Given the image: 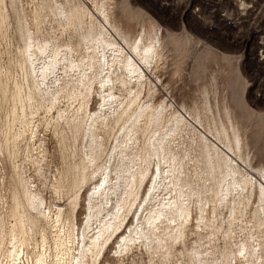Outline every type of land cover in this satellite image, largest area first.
Masks as SVG:
<instances>
[{"label":"bare ground","instance_id":"bare-ground-1","mask_svg":"<svg viewBox=\"0 0 264 264\" xmlns=\"http://www.w3.org/2000/svg\"><path fill=\"white\" fill-rule=\"evenodd\" d=\"M9 1L23 41L10 139L14 160H20L13 164L19 211L0 264L97 263L136 205L134 222L115 248L120 260L141 249L152 260L172 264V249L184 232H207L208 243L214 244L220 235H236L241 228L249 239L236 243V251L220 258L215 246L208 250L194 244L198 247L176 264H264V168L252 165L231 110H223L220 100L213 103L207 91L202 110L183 105L185 114L178 111L173 119L167 117L169 101L139 102L150 85L147 72L163 60L158 34L142 31L133 38L124 33L112 23L105 0L95 2L97 14L82 0H32L33 23L25 0ZM43 131L58 142L57 173H47L49 162L40 165L48 152ZM27 165L42 187L67 198L66 208L50 206L40 184L32 188ZM95 179L80 227L77 198ZM148 179L152 185L140 199L139 189ZM249 207L253 220L247 224ZM226 209L230 220H220Z\"/></svg>","mask_w":264,"mask_h":264},{"label":"rangeland","instance_id":"rangeland-1","mask_svg":"<svg viewBox=\"0 0 264 264\" xmlns=\"http://www.w3.org/2000/svg\"><path fill=\"white\" fill-rule=\"evenodd\" d=\"M40 1H37V4L41 3ZM96 1L100 0H82L91 12L97 14L94 7ZM105 2L112 23L124 33L136 38L142 31H146L148 34H158L162 39L163 60L153 72H147L150 85L141 94L139 102L143 103L151 97L155 99L154 102L157 105L169 101L173 106L167 117L173 119L178 115V111L185 114L183 105H187L190 110L195 108L202 110L204 94L207 91L213 103L215 99L220 100L223 110L227 108L231 110L248 147L246 152H250L253 158L252 165L256 168H264V0H105ZM25 6L27 19L33 23L35 15L32 0H25ZM100 18L118 40L123 42L103 17L100 16ZM16 22L18 20L10 1L0 0V72L2 73H0V236L2 242L0 256L6 251L7 233L14 221V215H17L19 211V192L16 176L13 173V164L16 159L14 160L10 142L15 133L13 128L16 124L13 125V123L17 119L14 113L13 95L22 77L19 64L23 41L19 36ZM98 101L97 97L92 101L93 108L97 107ZM187 117L192 120L188 115ZM40 138L45 142L44 144H47L44 146L48 151L46 161L41 162L40 165L43 166L49 162L51 167L45 168L47 173L51 174V171L57 173L58 169H61L58 142L51 133L46 131L41 133ZM187 140L188 138L185 137V141ZM193 156L195 157V154ZM76 158L78 159L77 155ZM19 161L17 159L16 162L20 163ZM241 165L250 169L246 164V167ZM26 168L28 171L25 173L30 179L31 186L34 185L32 188L38 189L39 184L42 187L35 169L30 165ZM192 172L193 168L190 170V173ZM97 181V179L92 180L86 188L83 187L84 190L77 198L75 216L80 227L85 222L87 195ZM151 185L149 179L142 185L139 189L140 199L146 197ZM42 190L44 191L42 195L50 206H54L52 203H55V205L67 207V198L53 195L49 186H43ZM136 206L125 218L121 231L119 230L118 234L116 233L110 240L111 242H108L109 250L105 252V258L101 256L94 264H149L150 262L161 264L158 259L152 260L151 256L141 249L136 250L133 256L130 254L121 260L115 255L117 242L121 241L120 234L127 232L128 227L134 222ZM240 209L244 211V206L242 205ZM193 210L196 222L198 212L196 207ZM245 212H248L245 218V223L248 224L249 220H253V208L249 207ZM229 214V210H223L220 220L229 221L231 218ZM237 232L236 235H220L219 240L213 244L208 243L210 239L205 237L207 232L186 231L178 244L174 245V250L172 249V264H176L179 257L190 254L194 248L198 247V244L208 250H211L209 247L215 246L218 257L226 256L237 250L236 243L249 239L247 232L240 233L241 228H238ZM200 236L204 237L200 238ZM194 244L197 245L194 246Z\"/></svg>","mask_w":264,"mask_h":264}]
</instances>
